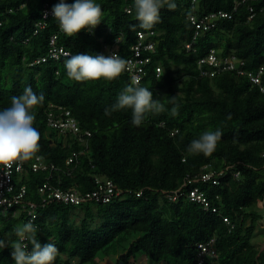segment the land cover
I'll return each mask as SVG.
<instances>
[{
	"label": "trees",
	"instance_id": "obj_1",
	"mask_svg": "<svg viewBox=\"0 0 264 264\" xmlns=\"http://www.w3.org/2000/svg\"><path fill=\"white\" fill-rule=\"evenodd\" d=\"M58 2L0 0V110L28 86L45 97L32 110L41 140L38 152L25 162L22 181L29 185L30 198L37 199L38 185L48 174L30 171L29 164L43 155L60 168L56 177L62 176L65 186L91 190L95 175L100 174L126 192L106 204L55 202L40 207L32 223L42 245L53 242L59 249L54 264H72L73 260L104 264L118 250L123 253L117 264H131L139 254L152 264H193L197 243L211 238L216 240L219 259L206 264H264V248L253 241L264 219V208L261 213L257 206L264 207V91L248 74L233 70L204 77L198 66L211 49L223 59L235 55L244 61L241 67L247 72L256 73L264 66V0H169L177 7L170 10L165 5L160 21L150 30L138 26L134 0H95L102 7V23L92 32L72 37L60 32L53 16L45 28L36 25L45 7L53 8ZM194 11L201 16L219 11L230 16L216 19L188 50L186 44L195 34L189 19ZM139 31H154L148 39L156 42V51L148 52L151 62L139 86L149 88L154 99L176 97L175 104H165L160 114H149L140 126L132 124L131 109L105 115V109L132 83L127 72L112 82H76L67 77L65 57L30 64L48 54L50 38L57 32L59 45L89 55L99 54L104 43L112 44L122 35L121 55L126 59ZM157 66L162 68L160 77ZM262 80L264 84V74ZM52 103L71 110L82 129L92 132L89 153L78 164L68 165L67 158L73 149L84 146L78 142L72 147L63 145L47 125ZM175 105L178 115L173 117L170 111ZM217 129L222 136L210 156L187 152L193 139ZM210 169L224 171L218 184L189 182L191 176ZM195 186L206 192L217 212L188 198ZM177 190L178 198L172 200ZM26 216L7 219L0 214L2 235L15 240L12 229L26 223ZM224 217L233 221L234 228ZM11 252L10 247L0 251V264H15Z\"/></svg>",
	"mask_w": 264,
	"mask_h": 264
},
{
	"label": "built area",
	"instance_id": "obj_2",
	"mask_svg": "<svg viewBox=\"0 0 264 264\" xmlns=\"http://www.w3.org/2000/svg\"><path fill=\"white\" fill-rule=\"evenodd\" d=\"M193 1L196 2L197 0ZM51 9L49 6L45 7L43 18L36 23L38 29L41 30L46 27L47 19L53 16ZM127 11L130 12L129 9ZM45 13H47V16H45ZM229 16L227 12L223 11L202 16L198 15L195 11L191 13L189 19L195 25V34L193 40L186 44L187 49H192L197 37L202 32L213 27L216 19ZM153 35L154 31H139L137 42L130 46L131 54L125 59L128 61L125 66V72L129 74L132 81L135 80L138 84H141L143 81L146 75V65L151 62V54H148V52L154 53L156 51V42L148 39ZM58 38V32L53 34L50 38L48 54L35 58L30 64L36 65L49 59L58 60L61 57L67 58L66 54L76 55L70 49L59 45ZM122 38L123 36L119 35L116 37L114 43H104L99 54L107 56L112 52H116L122 57L120 48ZM145 52H147V55H144ZM243 64L244 61L239 60L235 55H230L224 59L220 58L216 49H211L207 56L198 61L201 76L214 77L225 71L236 70L240 75L248 74L252 83L260 86V89L264 91L262 80L264 66H261L256 73H253L244 70L241 67ZM156 71V76L160 77L162 74L161 66H157ZM47 125L49 129L56 131L57 138L63 140V145L72 147L74 143L78 142L84 146V148L73 149L67 158L68 165L78 164L79 159L89 153L88 144L89 138L92 137V132L82 129L71 110L52 103L47 111ZM17 163L20 164L19 171H17ZM17 163H14L11 169L0 168V214L7 219L15 218L25 213L28 218L27 222H33L38 216V209L51 203L56 202L72 206H80L84 203L106 204L126 192L122 188H119L111 178L100 174L95 175V187L91 190H82L77 186H65L63 177H56V173L60 168L45 156L37 155L29 164L30 171L47 173L48 175L38 185L36 192L38 195L37 199H32L29 196V185L22 181L23 173L25 170L27 171L25 162ZM205 167L208 168V166ZM71 172L72 170L67 171L69 174ZM223 172V170L210 169L199 175L191 176L188 180L190 183L212 181L214 184H218V176L222 175ZM236 176H239V172L236 173ZM178 192L179 190L174 191V195L171 196L172 200L178 198ZM187 196L191 201L199 203L206 210L218 211V208L212 205V201L206 192L198 186L190 189ZM224 221L231 229L234 228L235 224L230 218L224 217ZM0 236H3L1 232ZM215 241V238H211L197 243V256L193 264H206L209 259H213L214 261L219 259V252ZM76 262V260H73L72 264H76Z\"/></svg>",
	"mask_w": 264,
	"mask_h": 264
},
{
	"label": "clouds",
	"instance_id": "obj_3",
	"mask_svg": "<svg viewBox=\"0 0 264 264\" xmlns=\"http://www.w3.org/2000/svg\"><path fill=\"white\" fill-rule=\"evenodd\" d=\"M167 5L172 10L177 7L169 0H134L133 9L138 26L144 30H150L160 21L161 9ZM51 13L58 23L59 30L72 37L81 31L92 32L102 23V7L95 0H59ZM47 16V13H45ZM121 48V47H120ZM64 67L67 77L76 82L100 81L112 82L126 70L127 60L118 53L103 54H66ZM45 97L41 93L37 95L31 86L24 88L19 96L11 98V105L0 110V168L11 169L14 163L30 161L39 150L41 135L33 126L35 115L32 110L42 104ZM176 97L158 100L153 98V92L147 87L139 86L133 80L125 86L116 102L109 109H105V115L112 112L131 109V122L134 126H140L149 114H160L165 111V104H175ZM178 105L171 108L170 115H178ZM222 132L217 129L206 130L198 138L193 139L187 148V152L193 155L203 154L210 156L217 148L218 140ZM20 164L17 163V171ZM34 224L29 221L16 224L12 229V235L0 236V251L11 248V256L15 264H54L59 249L56 244L49 242L41 244L35 233ZM31 245V250H29Z\"/></svg>",
	"mask_w": 264,
	"mask_h": 264
},
{
	"label": "rangeland",
	"instance_id": "obj_4",
	"mask_svg": "<svg viewBox=\"0 0 264 264\" xmlns=\"http://www.w3.org/2000/svg\"><path fill=\"white\" fill-rule=\"evenodd\" d=\"M258 208L260 210L261 213H263V204L259 203ZM80 212V210H79ZM84 213L80 212V215L82 216ZM78 221L80 220V217H78L77 219ZM253 241L256 243V245L262 249V246L264 245V223L263 221H260L256 231H255V235L253 238ZM130 241H126L124 242L125 245H128ZM123 252L118 250L117 254L113 255L111 254L110 257L106 260V262L104 264H117V259L118 257L122 254ZM101 257V255L99 256ZM123 262H121L122 264ZM131 264H152L148 258L146 257L145 254H139L137 256V260L132 262Z\"/></svg>",
	"mask_w": 264,
	"mask_h": 264
},
{
	"label": "crops",
	"instance_id": "obj_5",
	"mask_svg": "<svg viewBox=\"0 0 264 264\" xmlns=\"http://www.w3.org/2000/svg\"><path fill=\"white\" fill-rule=\"evenodd\" d=\"M263 223H264V219H263ZM262 248H264V245L262 246Z\"/></svg>",
	"mask_w": 264,
	"mask_h": 264
},
{
	"label": "water",
	"instance_id": "obj_6",
	"mask_svg": "<svg viewBox=\"0 0 264 264\" xmlns=\"http://www.w3.org/2000/svg\"><path fill=\"white\" fill-rule=\"evenodd\" d=\"M123 264V263H122Z\"/></svg>",
	"mask_w": 264,
	"mask_h": 264
}]
</instances>
